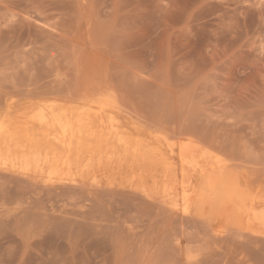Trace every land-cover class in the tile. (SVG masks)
I'll use <instances>...</instances> for the list:
<instances>
[{
	"label": "rangeland",
	"instance_id": "rangeland-1",
	"mask_svg": "<svg viewBox=\"0 0 264 264\" xmlns=\"http://www.w3.org/2000/svg\"><path fill=\"white\" fill-rule=\"evenodd\" d=\"M47 108L96 153L63 181L0 160V264H264V205L244 214L264 194V0H0V125L62 151L29 119ZM183 147L226 165L201 212L181 210Z\"/></svg>",
	"mask_w": 264,
	"mask_h": 264
},
{
	"label": "bare ground",
	"instance_id": "bare-ground-1",
	"mask_svg": "<svg viewBox=\"0 0 264 264\" xmlns=\"http://www.w3.org/2000/svg\"><path fill=\"white\" fill-rule=\"evenodd\" d=\"M90 101L91 100H89V102ZM96 101H98V99ZM102 103H104V102H102ZM85 104L86 103H84V105ZM104 104H106V103H104ZM98 105L101 106L102 104H98ZM10 106H11V104H10ZM92 106H95V104ZM112 106H115V105H112ZM59 109H61V107H59ZM66 109H68V108H66ZM110 109H111V107H110ZM47 110H48V108H47ZM35 111H36V109H35ZM57 111H59V110L57 109ZM64 112H65V110H64ZM27 113L24 112L23 114H27ZM99 116H100V112H99ZM30 118H32L31 120L33 123H36L42 127L47 126V128H44L47 136H49L50 130L55 131L54 132L55 134H54V137L52 140L58 144H59V142H61L63 150L58 151L54 146H52L53 144L50 145L47 143H41L38 140H34L30 137H25L24 139H17V138H15V136L12 134V132L8 128L4 127L3 125H0V160H1L3 165H6L8 163H10L12 166H15V167H17V165H20V167L22 166V170L27 171V172L33 171L34 173H44L45 171H47L48 176H49V178L47 177L48 179H55L54 177L58 176L59 180L63 181V180H66L65 178L67 177V174L63 173L60 175H56L57 171L55 173L54 172L55 169L57 170V168L61 165L66 166V165L72 164L71 163L72 157L74 155L78 157V155H80V153L82 151L89 152V158H92L93 155H95L96 152L94 153V151H92L91 147H86L85 149H83L82 146L79 144V142H77L76 145H73V143H72V135H73L72 129L74 127V124L79 122L78 119H76L75 121H72V119L68 115H66L65 113L56 114V111L53 108L49 109L48 112L38 110V113L34 114V116L32 115V117L30 116L29 119ZM40 126H39V128H40ZM116 138L121 145L127 144V142L121 136L117 135ZM187 139L189 140V138H187ZM164 142H166V141H164ZM168 143H169V141H168ZM134 152L137 154V152H138L137 148L135 149ZM179 154H180V159L182 161V171L180 170V172H182V193H181L180 199L182 201V209L181 210H182L183 214H190L191 211H194V210L201 212L204 209H208L211 205V201H210L211 200L210 196L212 195L211 191H213V189L210 188V182L216 175H220L223 173V171H225L224 169L226 168V165L220 164L217 161H214V159L211 157L210 154L200 150L198 147H183V148H181V151L179 152ZM115 156L119 157V155L115 151H111V152H109L106 160L111 162L115 158ZM98 157H99L98 164H101L103 162L102 157H100V156H98ZM219 159H220V157H219ZM1 167H2V165H1ZM4 167L5 166H3V168ZM11 168L13 169V167H11ZM17 168H15V169H17ZM63 168H62V170H63ZM65 169H66V167H65ZM73 169L75 170L74 167H73ZM90 169L91 168L89 167V170ZM85 170H87V169H85ZM64 171H66V170H64ZM81 172H83V171H81ZM88 172L86 173L87 175H88ZM96 172H98V171H96ZM101 173H99V174H101ZM92 174H94V173L92 172ZM227 175H229V172ZM76 176H78V175H76ZM68 177H71V176H68ZM126 177H128V176H126ZM108 178H110V177H108ZM132 178H133V176L131 177V181H132ZM71 179H72V177H71ZM100 179H101V177H100ZM110 179H108V180H110ZM218 180L220 181V179H218ZM228 180H229V178H228ZM161 181L164 184L163 189H162L163 201L165 203H167L169 205V207H171L173 209L175 207V209H176L179 195H178V193H176V186L174 184L175 180L171 177L170 173L167 172L164 174ZM46 182H47V180H46ZM55 182L57 183L59 181H55ZM119 182L120 181L118 180V183ZM227 184H226V186H227ZM223 186H224V184H223ZM235 193H236L235 202L234 203L229 202L228 207H226V209H225V215L230 217V218H231V215H234V213L236 212L235 208L240 209L247 202V196H248L247 194L248 193H246V191H241V190L237 189L235 191ZM249 193L251 195V198H250V201L248 202L247 208L244 211V214L248 218L251 216L252 217L255 216V217H258L260 220V217L257 216L259 214H256V207L258 205H264V194H261L259 192H254L251 189H249ZM224 201L226 202L227 200H224ZM239 215L238 214L236 215V219H238V220L240 219ZM208 216H210V214ZM208 216H207V218H209ZM251 219L252 220L254 219L256 221V218H251ZM257 222H258V220H257ZM208 223H211L210 220ZM260 223L261 222H259L258 225L257 224L256 225L259 226ZM220 232L222 233V231H220Z\"/></svg>",
	"mask_w": 264,
	"mask_h": 264
}]
</instances>
